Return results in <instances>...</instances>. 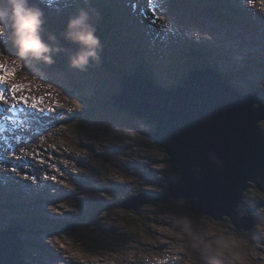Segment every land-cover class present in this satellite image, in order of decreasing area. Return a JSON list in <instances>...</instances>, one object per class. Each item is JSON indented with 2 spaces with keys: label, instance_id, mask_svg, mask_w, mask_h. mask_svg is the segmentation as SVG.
Masks as SVG:
<instances>
[{
  "label": "rangeland",
  "instance_id": "1",
  "mask_svg": "<svg viewBox=\"0 0 264 264\" xmlns=\"http://www.w3.org/2000/svg\"><path fill=\"white\" fill-rule=\"evenodd\" d=\"M30 3L45 14L43 40L62 51L53 52L51 65L24 60L18 50L1 51L4 39H12L10 32L0 37V76L7 69L13 73L8 81L14 82L0 84L6 97L0 102V230H26L16 234L23 242V264H119L125 258V264H264V222L255 232H237L231 221L206 216L185 199L176 203L165 197L171 164L151 139L154 124L115 105L124 76L141 66L152 70L164 89H173L196 66L212 68L235 92L256 91L264 104V0ZM80 9L90 13L103 44L102 61H93L87 71L71 67L80 45L64 35ZM42 101L60 104L61 112L35 117L28 107ZM129 143L134 145L125 146ZM85 187L87 199H94L90 203L79 193ZM146 192L158 202L133 208L132 199L142 203ZM247 194L240 210L263 212L264 198ZM68 212V221L78 228L72 233L65 232L70 223L61 218ZM106 223L116 230H104L99 240L93 228ZM60 249L67 257L57 256Z\"/></svg>",
  "mask_w": 264,
  "mask_h": 264
},
{
  "label": "water",
  "instance_id": "2",
  "mask_svg": "<svg viewBox=\"0 0 264 264\" xmlns=\"http://www.w3.org/2000/svg\"><path fill=\"white\" fill-rule=\"evenodd\" d=\"M121 91L117 108L154 124L153 143L182 171L180 179H170L165 197L185 199L218 221L229 219L237 232L259 226L254 209L247 215L240 210L249 190L264 194V104L258 92H235L211 68L192 71L173 89L136 72L124 77ZM143 197L142 203L132 199L133 208L154 200L149 192ZM20 232L26 230H0V264H23Z\"/></svg>",
  "mask_w": 264,
  "mask_h": 264
},
{
  "label": "clouds",
  "instance_id": "3",
  "mask_svg": "<svg viewBox=\"0 0 264 264\" xmlns=\"http://www.w3.org/2000/svg\"><path fill=\"white\" fill-rule=\"evenodd\" d=\"M44 16L43 10L31 4L30 0H0V37L10 32L22 59L51 65L54 63L53 52L59 54L62 49L53 48L43 40ZM64 35L80 45V50L70 57L73 69L87 71L93 61L97 64L102 61L103 44L96 35V27L91 23L87 10L80 9L72 16ZM50 39L55 41L56 37L52 35Z\"/></svg>",
  "mask_w": 264,
  "mask_h": 264
},
{
  "label": "bare ground",
  "instance_id": "4",
  "mask_svg": "<svg viewBox=\"0 0 264 264\" xmlns=\"http://www.w3.org/2000/svg\"><path fill=\"white\" fill-rule=\"evenodd\" d=\"M36 1H38V0H36ZM255 3V2H254ZM250 5V4H249ZM239 7H241V5H238ZM246 8V7H245ZM248 9V8H247ZM255 9V8H254ZM253 13V12H252ZM259 18V17H258ZM244 33V32H243ZM263 33V32H262ZM234 35H236V36H238L237 34H236V32L234 33ZM201 38H203L202 36H201ZM248 38V37H247ZM247 40V39H246ZM259 41V40H258ZM256 42V41H255ZM259 43V42H258ZM232 44V43H231ZM228 45V44H227ZM239 45V44H238ZM3 52V51H2ZM43 64V63H42ZM55 67V66H54ZM56 70V69H55ZM58 71V70H57ZM5 73V72H4ZM57 73V72H56ZM59 73H60V71H59ZM6 74V73H5ZM62 75V74H61ZM48 78V77H47ZM64 78V77H63ZM232 78V77H231ZM54 79V78H53ZM51 80V79H50ZM55 80V79H54ZM57 81V80H56ZM50 82V81H49ZM14 82H11V80H9V81H7L6 83H0L1 85H3V86H8L9 87V85L10 84H13ZM59 84V83H58ZM14 85V84H13ZM13 85H10V86H13ZM231 85V84H230ZM232 86V85H231ZM1 89V88H0ZM2 90V89H1ZM84 91V90H83ZM3 92H5V90L3 89ZM51 93V92H50ZM53 93V92H52ZM15 94V93H14ZM74 94V93H73ZM10 95V94H9ZM20 95H22V94H20ZM38 96H39V94H37ZM56 95V94H55ZM23 96V95H22ZM47 97V96H46ZM49 97H51V96H49ZM59 97H61V96H59ZM18 98V97H17ZM48 98V97H47ZM57 98V97H56ZM18 100V99H17ZM52 100H55V99H53L52 98ZM33 101V100H32ZM14 102V101H13ZM17 102V101H16ZM58 102V101H57ZM59 102H60V100H59ZM23 103V102H22ZM49 103H50V101H49ZM47 103V105H45L46 103H44V101H42L41 103H39V104H36V105H30L29 107H28V110H29V112L30 113H32L33 115H35V117H37V118H47V116L48 115H52V113H54V112H57V111H60L61 112V108H62V106H60V104H54V102L52 101V103ZM61 103V102H60ZM63 103V102H62ZM9 104V103H8ZM19 104V103H18ZM13 105V104H12ZM48 106V107H47ZM73 107V106H72ZM4 108V107H3ZM71 109V108H70ZM86 109V108H85ZM84 110V109H83ZM63 111V110H62ZM39 114V115H38ZM2 116V115H1ZM52 116H50V118H51ZM2 122H3V120H2ZM54 123V122H53ZM54 135V134H53ZM49 136V135H48ZM50 137V136H49ZM56 142V141H55ZM53 143V142H52ZM57 143V142H56ZM130 145H133L132 143H129V144H126L125 146H130ZM116 148V147H115ZM128 148V147H127ZM128 151V150H127ZM134 152V151H133ZM132 153V152H131ZM133 154V153H132ZM127 156V155H126ZM131 156V155H130ZM73 160V159H72ZM129 162V161H128ZM124 165V164H123ZM130 166V168H133V166L132 165H129ZM89 169H91V171L92 172H94L95 173V170L94 169H96V167L95 166H93V167H90V165H89ZM108 175H111V173H108ZM10 176V175H9ZM89 176V175H88ZM115 176V175H114ZM117 176H115L114 178H112L111 180L113 181V182H117ZM109 180V179H108ZM119 181V180H118ZM78 182V181H77ZM126 182V181H125ZM9 183V182H8ZM118 183H122V182H118ZM128 183V182H127ZM134 184V183H133ZM80 185V184H79ZM130 185V184H129ZM127 186V185H126ZM134 186V185H133ZM136 186V185H135ZM116 187V186H115ZM124 187V186H123ZM130 188V187H129ZM140 188V187H139ZM46 189V188H45ZM123 189V188H122ZM79 193H80V196H81V199H85V201L87 202V200L89 199V201H88V203H90L91 201H94V199L93 198H88L87 199V196L85 195V194H87V188L85 187V188H81L80 190H79ZM64 194H65V192H64ZM84 195V196H83ZM83 196V197H82ZM75 198V197H74ZM167 198H170V197H167ZM80 199V198H79ZM99 199V198H98ZM171 199V198H170ZM172 200V199H171ZM184 199H182L181 201H183ZM188 204H189V201H187V200H185ZM85 202V203H86ZM151 202H158V198H156V197H154V200L153 201H150L149 203H151ZM148 203V204H149ZM147 205V204H146ZM108 206V205H107ZM82 207H84V204H82ZM87 209V208H86ZM103 209V208H102ZM44 214V213H43ZM70 214H71V212H68V213H65V215L63 216V217H61L62 219H65V221L64 222H66L67 224L66 225H68L70 222L68 221V217L70 216ZM80 217V216H79ZM41 219V218H40ZM99 219V218H98ZM229 220V219H228ZM225 221V220H224ZM230 221V220H229ZM83 222V221H82ZM94 222V221H93ZM171 222V221H170ZM59 224V223H58ZM173 224V223H172ZM113 224L112 223H106L105 224V226H102V229H97V228H93V231H92V233H94V234H96L97 235V237H98V239L99 240H103L104 238H105V236H106V234H105V232H104V230L105 231H108V232H113V231H115L116 230V228L115 227H113L112 226ZM78 226V225H77ZM87 226V225H86ZM76 227V225L75 224H72V223H70L69 224V227H66L64 230H66V229H68L67 231H65L66 233H72V231H75L76 229H78V228H75ZM90 228V227H89ZM53 229V228H52ZM74 229V230H73ZM91 229V228H90ZM107 232V233H108ZM52 233V232H51ZM45 234V233H44ZM46 235H50V233H46ZM107 237H108V235H107ZM130 238V237H129ZM128 241H131V240H128ZM127 241V242H128ZM56 243V246H58L59 244H58V242H55ZM114 245H116V244H114ZM132 245H134V244H132ZM168 244H164V245H162L163 247H165V246H167ZM112 246V245H111ZM161 246V247H162ZM116 247V246H115ZM119 247V246H118ZM132 248H134V247H129V249L128 250H131ZM136 248V247H135ZM116 249V248H115ZM120 248H118V250H119ZM111 250V249H110ZM117 250V251H118ZM66 251V250H65ZM166 251V250H165ZM116 252V251H115ZM160 252V251H159ZM161 252H164V251H161ZM157 253V252H156ZM68 254V253H67ZM110 254V253H109ZM154 254H155V252H154ZM161 254V253H160ZM171 254V253H170ZM164 255V254H163ZM57 256L58 257H67L66 255H65V252H64V249L63 250H61L60 249V251L59 252H57ZM72 256V255H71ZM130 256V255H129ZM156 256H158V255H156ZM124 257V256H123ZM150 257V256H149ZM154 257H155V255H154ZM153 257V258H154ZM122 257L120 256V259H121ZM130 258V257H129ZM158 258H159V256H158ZM178 258V257H177ZM180 258V257H179ZM70 260H72V257L71 258H69ZM75 259V258H74ZM97 259V258H96ZM133 259H135V258H133ZM142 259V258H141ZM149 259V258H148ZM162 259V258H161ZM164 259V258H163ZM217 259V258H216ZM38 260V259H37ZM73 261V260H72ZM98 261V260H97ZM136 261V260H135ZM145 261V260H144ZM143 261V262H144ZM160 261V260H159ZM162 261V260H161ZM164 261V260H163ZM165 261H167V260H165ZM37 262V261H36ZM81 262V261H80ZM80 262H79V264H80ZM96 262V261H95ZM132 262V261H131ZM139 262V261H138ZM147 262V261H146ZM74 263H75V261H74ZM83 263V262H82ZM91 263V262H90ZM117 263H119V264H125L126 263V258L125 259H123L122 261H119V260H117ZM134 263V262H133ZM153 263V262H152ZM155 263V262H154ZM157 263V262H156ZM217 263V262H216ZM95 264H97V263H95ZM149 264V263H148ZM160 264V263H159ZM215 264V263H214Z\"/></svg>",
  "mask_w": 264,
  "mask_h": 264
},
{
  "label": "trees",
  "instance_id": "5",
  "mask_svg": "<svg viewBox=\"0 0 264 264\" xmlns=\"http://www.w3.org/2000/svg\"><path fill=\"white\" fill-rule=\"evenodd\" d=\"M104 18H105V16H104ZM116 26V28L117 29H119V26L118 25H115ZM1 41L3 40L2 38L0 39ZM5 41H7V42H5L4 44H3V47H2V49H1V51H3V53L4 52H6V53H13V52H16V50H18L15 46H14V44H13V42H12V39H10V38H8V37H6L5 39H4ZM202 41V38H199V40H198V42L197 43H200ZM46 42H48V41H46ZM206 47H207V45H206ZM18 52V51H17ZM196 69H199V70H203V69H206L205 68V66H199V67H194V69L192 70V71H194V70H196ZM212 69V68H211ZM192 71H191V73H192ZM136 72H141V73H143L144 75H146L148 78H150V79H152V80H154V78H153V71L152 70H148V69H145L144 68V66H141L140 68H137V69H135V71H134V73H136ZM190 73V74H191ZM133 74V73H132ZM131 74V75H132ZM130 75V76H131ZM190 76V75H189ZM188 76V77H189ZM187 77V78H188ZM183 78H184V76L183 77H180L178 80H177V83L176 84H174L173 85V88H176L177 86H180V85H182L183 83H184V81L185 80H183ZM155 81V80H154ZM256 87V86H255ZM258 107V106H257ZM264 128V127H263ZM133 145H134V143H132ZM166 156H168L167 154H166ZM169 157V156H168ZM170 158V157H169ZM168 174H169V172H167ZM179 177H173V178H176V179H180V177L182 176V173H179V175H178ZM172 178V179H173ZM121 205H118V207H120ZM196 210H198L197 208H196ZM13 227H15V225H13ZM167 244H171V242H168ZM161 247V246H160ZM159 247V248H160ZM163 247V246H162ZM158 249V248H157Z\"/></svg>",
  "mask_w": 264,
  "mask_h": 264
},
{
  "label": "flooded vegetation",
  "instance_id": "6",
  "mask_svg": "<svg viewBox=\"0 0 264 264\" xmlns=\"http://www.w3.org/2000/svg\"><path fill=\"white\" fill-rule=\"evenodd\" d=\"M128 76H130V75H128ZM253 88L258 89V88H260V87H259L258 85H256V87L253 86ZM257 105H258V104H256L255 106L257 107ZM262 124H263V122H262ZM154 126H155V125H154ZM154 130H155V129H154ZM153 132H154V131H153ZM153 132H152V133H153ZM152 133H151V134H152ZM164 153H165V152H164ZM165 158H166V161L169 162V163L171 164V168H170V170H169V178L171 179V178H173V177H179V176H178L179 173H182V171H181L179 165L171 163V162L169 161V157L166 156V154H165ZM172 164H173V165H172ZM173 166H174V167H173ZM172 167H173V168H172ZM170 179H169V181H170ZM167 192H168V187H167ZM249 192H251V193H253V194H254V193H258V195H260V196H262V197L264 198V195H263L260 191H258V190L251 189V190H249L247 193H249ZM247 193H246V195H248ZM261 202L264 204V200H261ZM251 209H254V210H255L254 213H255L256 215L260 216V218H261V223L263 224V222H264V211L262 212L261 210L258 211L256 208L248 207V209H247L245 212H243L242 210H241V212H242L244 215H247ZM254 213H253V215H254ZM226 220H228V219H226ZM228 221H229V220H228ZM259 227H260V225L257 226V227H255L254 230H252V231L255 232L256 229H258ZM105 264H110V263H105Z\"/></svg>",
  "mask_w": 264,
  "mask_h": 264
},
{
  "label": "snow or ice",
  "instance_id": "7",
  "mask_svg": "<svg viewBox=\"0 0 264 264\" xmlns=\"http://www.w3.org/2000/svg\"><path fill=\"white\" fill-rule=\"evenodd\" d=\"M5 75L0 76V83H6L9 79V77H11L13 75V73L9 72L7 69H5ZM18 89L16 87H13L12 91L15 93ZM6 97L5 94L3 92H0V102L5 101ZM26 102V101H25ZM13 107H15V105H13Z\"/></svg>",
  "mask_w": 264,
  "mask_h": 264
}]
</instances>
